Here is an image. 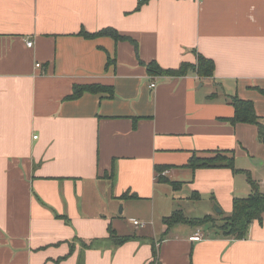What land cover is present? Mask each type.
Returning <instances> with one entry per match:
<instances>
[{
	"label": "crops",
	"instance_id": "0c3cea01",
	"mask_svg": "<svg viewBox=\"0 0 264 264\" xmlns=\"http://www.w3.org/2000/svg\"><path fill=\"white\" fill-rule=\"evenodd\" d=\"M197 55L212 77L147 73ZM262 92L264 0H0V264H151L153 247L159 264H264V220L241 240L163 224L219 223L249 179L264 189L256 126L229 121L238 98L264 123ZM215 152L234 170L188 168Z\"/></svg>",
	"mask_w": 264,
	"mask_h": 264
},
{
	"label": "trees",
	"instance_id": "16d2710c",
	"mask_svg": "<svg viewBox=\"0 0 264 264\" xmlns=\"http://www.w3.org/2000/svg\"><path fill=\"white\" fill-rule=\"evenodd\" d=\"M81 34L86 38L94 37L96 35H91L86 32H82ZM110 34L114 36L115 39H119V36L116 33L110 32ZM120 39L123 38L120 37ZM146 68L149 75L181 77L186 75L188 71H192L195 72L199 77L208 78L212 77L213 75L214 63L210 59H207L201 55H197V62L194 65L184 63L181 64L178 69L163 70L155 63H150L146 66ZM85 92L93 94L99 92H108L111 96L112 88H106L99 85H75L73 87L72 94L69 96V99L75 100ZM231 105L234 108V115L229 121L232 124L243 123L255 125L257 128L258 139L264 144V123H262L256 116L253 103L251 101L233 98L231 99ZM187 166L192 171L197 169L224 167L234 170L233 157L229 158L223 154H220L219 152H215V154L210 157H197L193 155L189 159ZM164 170V168L159 169L158 173L160 180L164 179L162 174ZM248 181L251 187L250 194L243 198H234L231 204L230 215H220L218 217L219 223H217L216 219L212 218L211 216L188 219L180 210H176L172 212L170 216L163 219V224L166 227V231L176 224L200 226L202 224L210 223L218 233L225 237H229L234 240H241L245 238L250 224L253 222L261 223L264 220V189H261L259 185L253 180L249 179ZM110 237L115 244H119L124 241V239L117 238L114 235H110ZM151 264H159L157 262V254L154 247L152 248Z\"/></svg>",
	"mask_w": 264,
	"mask_h": 264
},
{
	"label": "built area",
	"instance_id": "2783aa9c",
	"mask_svg": "<svg viewBox=\"0 0 264 264\" xmlns=\"http://www.w3.org/2000/svg\"><path fill=\"white\" fill-rule=\"evenodd\" d=\"M31 45H32L31 42H28V43H27V46H28V47H31ZM150 87H151V88H154V87H155V84L152 83V84L150 85ZM166 173H167V171H166V172H163V175H165ZM263 184H264V183H263ZM132 221H133V224H134V225L139 226V227H143V224L139 223L138 221H136V220H132ZM199 232H200L199 230L196 231V233H195L193 236L190 237V240H191V241H200L201 238H202V235L199 234Z\"/></svg>",
	"mask_w": 264,
	"mask_h": 264
},
{
	"label": "rangeland",
	"instance_id": "374dc122",
	"mask_svg": "<svg viewBox=\"0 0 264 264\" xmlns=\"http://www.w3.org/2000/svg\"><path fill=\"white\" fill-rule=\"evenodd\" d=\"M262 172L264 173V166L262 167ZM180 205H183L184 206V204H180ZM179 208H176V209H179ZM185 209H186V213H188V211H189V213L191 214L190 217H200V216H196V215L202 213V209L201 210L198 209V208L195 209V207L193 205H190L189 207H186ZM213 210H214V208H213ZM214 212H215V210H214Z\"/></svg>",
	"mask_w": 264,
	"mask_h": 264
},
{
	"label": "water",
	"instance_id": "95a60500",
	"mask_svg": "<svg viewBox=\"0 0 264 264\" xmlns=\"http://www.w3.org/2000/svg\"><path fill=\"white\" fill-rule=\"evenodd\" d=\"M213 208H214L216 213H220V210H218V208H216V207H213Z\"/></svg>",
	"mask_w": 264,
	"mask_h": 264
}]
</instances>
